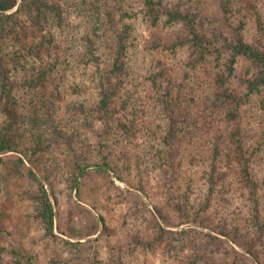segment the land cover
<instances>
[{
  "label": "trees",
  "instance_id": "trees-1",
  "mask_svg": "<svg viewBox=\"0 0 264 264\" xmlns=\"http://www.w3.org/2000/svg\"><path fill=\"white\" fill-rule=\"evenodd\" d=\"M20 1L13 11L18 0H0V165L10 152L16 167L30 162L41 177L33 168L28 174L42 190L66 167L72 187L89 169L105 168L143 194L156 218L168 212L179 224H193L176 232L180 237L156 219L145 230L129 227L126 251L135 260L162 242L164 256L178 264H264V10L256 2L249 11L240 9L245 0H219V26L202 16L201 0H143L156 32L153 46L189 54L176 70L159 61L158 71L148 67L130 78L131 24L118 29L116 17L122 7L121 22L130 17L128 1L91 0L90 32L70 24L72 33L84 34L83 46L66 49L48 26L59 22L68 29L61 22L70 1ZM29 22L44 35L32 38ZM97 28L99 46L91 36ZM239 60L247 64L243 75ZM132 84L147 86L143 99H131ZM17 85L28 91L25 98ZM20 100L27 110L16 115ZM89 119L115 138L101 144L100 163L91 153L101 149L84 133ZM47 141L68 159L53 155ZM161 168L176 176L175 186H163L162 207L157 194H149L151 172ZM197 173L203 186L195 184ZM42 203L52 234L45 190ZM109 264H124L123 254L112 255Z\"/></svg>",
  "mask_w": 264,
  "mask_h": 264
},
{
  "label": "rangeland",
  "instance_id": "rangeland-1",
  "mask_svg": "<svg viewBox=\"0 0 264 264\" xmlns=\"http://www.w3.org/2000/svg\"><path fill=\"white\" fill-rule=\"evenodd\" d=\"M47 1L49 4H56L59 0ZM69 1L68 11L63 13L64 18L61 23L68 28L66 31L70 34L68 35L64 28H60L59 22H54L53 27L48 26L55 35H60L59 42L63 49L84 44V39L81 38L84 34L80 32L77 34V30L71 28L70 24L74 26L79 23L84 24L82 29L90 32L88 28L93 22L92 14L88 11L91 0ZM184 1L189 5L188 0ZM126 2L128 5H124L125 10L130 13V17H125L121 22L119 16L124 14L123 7L119 13L117 12L118 14L116 13V17L118 29L124 27L126 23L131 24L129 39L126 40L128 53L133 58L131 67L133 73L130 72V78L137 77L140 72H142L140 75L147 74L148 67H154V71H158L159 61L161 64L173 67L174 70L178 69L189 53L184 50L174 52L155 48L153 44L157 39L154 36L156 32H152L149 21L144 16L143 0H126ZM255 2L259 11L264 10V0H245L244 8L240 7V9L251 11L250 7ZM20 5L21 1L18 0L13 11ZM199 8L206 20L219 26L224 25L219 0H201ZM29 23L27 28L32 38L44 35L45 31L39 33L37 28ZM74 29L76 31L72 33ZM232 34L229 32V37L232 38ZM171 35L172 32L167 31L166 37ZM91 36L95 46L96 44L99 46L100 30L97 28L96 35ZM246 69V62L239 60L237 69L239 75H243ZM139 80L141 83V77ZM15 90L23 98L28 92L18 85ZM128 90L131 99H143L147 93V86L132 84ZM26 107L23 100H20L18 106L11 109L18 115L20 112L26 113ZM59 113L64 114L62 110ZM89 124L91 127L84 133L94 148L101 149V152L96 150L91 153L93 160L100 163L105 155L101 144L111 142L115 138L105 131V125L100 121L89 119ZM47 145L51 147L50 152L53 155L59 156L64 161L68 159L57 149L58 144L47 141ZM11 154V152L5 154L3 157L5 164L0 165V264H53L54 261L60 264H109L112 255L118 253L123 254L124 264H178L177 261L164 256L165 245L162 242H156L147 252H138L137 260L131 257L126 251L130 238L129 227L145 230L148 221L152 224L156 219L168 230L176 233L193 226L192 223L179 224L178 218L168 212H164L165 219L156 218L152 203H149L143 194L135 191L105 168L89 169L79 178L76 187H72L73 176L66 167L63 172L58 173L59 178L56 181L45 185L42 190L39 183L28 174L27 169L33 168L38 173V177H41L39 171L26 160L23 165L19 164L16 167L17 160ZM97 169L101 171H96ZM195 179V184L203 186L200 173L195 175ZM175 183L176 176L168 169L154 170L149 178V194L156 193L161 207L165 206L163 186L167 184L175 186ZM44 190L53 208L52 234L48 232L40 213ZM176 235L180 237L177 233ZM175 244H178L177 240ZM215 257L219 262L224 259L223 255L219 254Z\"/></svg>",
  "mask_w": 264,
  "mask_h": 264
}]
</instances>
